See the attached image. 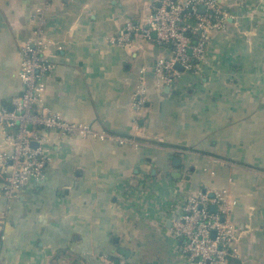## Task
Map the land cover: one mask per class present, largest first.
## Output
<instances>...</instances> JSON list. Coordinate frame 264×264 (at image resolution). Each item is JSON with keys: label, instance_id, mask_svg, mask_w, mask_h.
Listing matches in <instances>:
<instances>
[{"label": "crops", "instance_id": "0c3cea01", "mask_svg": "<svg viewBox=\"0 0 264 264\" xmlns=\"http://www.w3.org/2000/svg\"><path fill=\"white\" fill-rule=\"evenodd\" d=\"M217 1L225 29L212 33L197 69L170 85L152 71L166 46L110 43L125 21H145L150 0L51 1L41 25L53 64L45 107L139 145L39 131L44 179L10 204L0 196V264H188L172 219L188 196L217 189L235 203L238 254L229 264H264V0ZM42 3L0 0V108L22 91L20 51ZM141 69L146 94L136 106ZM0 150L11 152L1 130Z\"/></svg>", "mask_w": 264, "mask_h": 264}, {"label": "built area", "instance_id": "2783aa9c", "mask_svg": "<svg viewBox=\"0 0 264 264\" xmlns=\"http://www.w3.org/2000/svg\"><path fill=\"white\" fill-rule=\"evenodd\" d=\"M52 0H43L36 8L32 21L36 24L30 39L20 51L18 78L21 93L11 108H0V130L11 152L0 150V196L8 204L17 199L20 190L29 182L44 179L49 162L42 148L45 135L39 131H52L60 136L92 138L118 145L136 147L139 143L131 137H121L105 131L94 130L84 123L68 122L44 105V77L53 69L46 56L47 43L41 31L44 13ZM73 1V0H67ZM200 7L204 8L200 12ZM150 12L143 23L125 21L119 32L110 38L112 45L127 47L135 37L166 46L170 55L158 58L152 71L159 85H170L178 75L174 67L195 71L204 61L212 33L225 29L228 14L217 0H150ZM154 36V37H152ZM153 39V40H152ZM141 77L133 98L136 106L144 102L146 86ZM37 146L31 148V143ZM234 201L227 189L212 193L198 191L188 196L180 205L178 215L171 222V234L177 240L178 252L188 264H229L237 258L236 227L230 221ZM216 207V212L210 208ZM5 212L0 213V223ZM104 264H126L123 260L103 258Z\"/></svg>", "mask_w": 264, "mask_h": 264}, {"label": "water", "instance_id": "95a60500", "mask_svg": "<svg viewBox=\"0 0 264 264\" xmlns=\"http://www.w3.org/2000/svg\"><path fill=\"white\" fill-rule=\"evenodd\" d=\"M204 11V8L203 7H200V12H203ZM177 71H179V72H182L183 71V68L182 67H180L179 65H175V67H174ZM36 146V145H35ZM173 165L175 166V165H179V160L178 159H175L174 161H173ZM210 211L211 212H216V207L215 206H212L211 208H210ZM118 253L121 255V256H123V257H128V251H126V250H124V249H122V248H119L118 249ZM108 260H111L110 258H108ZM114 263H117V261H114Z\"/></svg>", "mask_w": 264, "mask_h": 264}, {"label": "rangeland", "instance_id": "374dc122", "mask_svg": "<svg viewBox=\"0 0 264 264\" xmlns=\"http://www.w3.org/2000/svg\"><path fill=\"white\" fill-rule=\"evenodd\" d=\"M35 145H36V143H35V142H32V143H31V148L34 149Z\"/></svg>", "mask_w": 264, "mask_h": 264}]
</instances>
